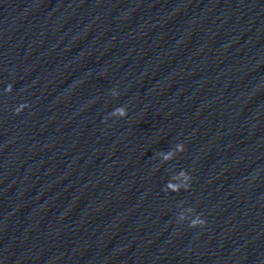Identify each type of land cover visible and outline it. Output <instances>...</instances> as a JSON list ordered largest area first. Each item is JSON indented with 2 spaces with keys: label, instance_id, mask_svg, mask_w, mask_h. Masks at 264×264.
<instances>
[{
  "label": "clouds",
  "instance_id": "9594fccd",
  "mask_svg": "<svg viewBox=\"0 0 264 264\" xmlns=\"http://www.w3.org/2000/svg\"><path fill=\"white\" fill-rule=\"evenodd\" d=\"M7 91H11V85L8 86ZM113 95H118V93L113 92ZM24 107V105H22L21 107L17 108L16 111L19 112L22 108ZM119 114L121 117H124L127 115V111L124 107H118L116 108L111 114ZM177 150L182 152L184 150V146L182 144H178L177 145ZM203 223V221L201 222Z\"/></svg>",
  "mask_w": 264,
  "mask_h": 264
}]
</instances>
